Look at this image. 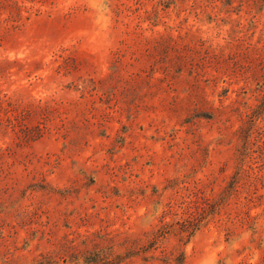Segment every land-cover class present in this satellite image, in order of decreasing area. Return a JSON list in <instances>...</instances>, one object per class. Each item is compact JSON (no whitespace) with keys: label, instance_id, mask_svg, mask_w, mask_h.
I'll list each match as a JSON object with an SVG mask.
<instances>
[{"label":"rangeland","instance_id":"rangeland-1","mask_svg":"<svg viewBox=\"0 0 264 264\" xmlns=\"http://www.w3.org/2000/svg\"><path fill=\"white\" fill-rule=\"evenodd\" d=\"M0 264H264V0H0Z\"/></svg>","mask_w":264,"mask_h":264}]
</instances>
